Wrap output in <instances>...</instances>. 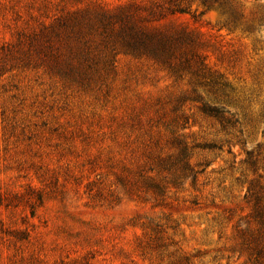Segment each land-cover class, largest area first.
<instances>
[{"label":"rangeland","instance_id":"1","mask_svg":"<svg viewBox=\"0 0 264 264\" xmlns=\"http://www.w3.org/2000/svg\"><path fill=\"white\" fill-rule=\"evenodd\" d=\"M133 1L166 0H0V264H264V0H178L175 69L97 21L59 67L38 51Z\"/></svg>","mask_w":264,"mask_h":264},{"label":"trees","instance_id":"2","mask_svg":"<svg viewBox=\"0 0 264 264\" xmlns=\"http://www.w3.org/2000/svg\"><path fill=\"white\" fill-rule=\"evenodd\" d=\"M207 2L208 0L203 1L204 4ZM185 11L186 8L178 0H166L162 3L154 1L149 6L133 1L120 5L113 11L99 4L92 7L86 6L81 10L57 17L52 24L45 27L40 32L37 49L47 57L54 67H59L61 61L67 60L61 57V53L56 50L57 43L67 47L68 59H71L74 53L70 48V41H76L83 46L86 43L83 36L84 32H90L96 28L97 21L101 27V32L107 37L114 32L115 36L120 39L123 49L143 53L175 69L171 63L172 57H170L172 48L188 38L191 43V34L189 33V37L186 30L175 29L165 24L163 20L168 15L184 13ZM186 62V59L179 60L177 66ZM202 112L216 118L221 124L233 125L237 122L234 116H227L225 111L220 109L207 106L202 107ZM177 148L183 166L188 168L190 157H188L186 143L181 140L177 141ZM152 188L162 192L164 186L155 183ZM183 258L188 260V256H183Z\"/></svg>","mask_w":264,"mask_h":264}]
</instances>
